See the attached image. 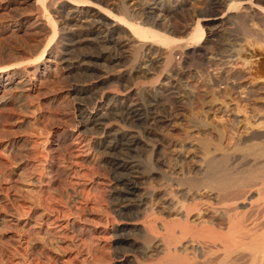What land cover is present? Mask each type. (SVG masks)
<instances>
[{
  "label": "rangeland",
  "instance_id": "rangeland-1",
  "mask_svg": "<svg viewBox=\"0 0 264 264\" xmlns=\"http://www.w3.org/2000/svg\"><path fill=\"white\" fill-rule=\"evenodd\" d=\"M212 2L0 0V68L12 67L10 71L21 81L31 83L30 87L17 86L4 93V102L0 103V264H122L123 255L125 264H217L218 259L221 264L228 259L232 261L229 264H264V247L244 245L251 241L240 233L238 237L233 235L235 240L243 237L248 242H241V238L236 248H221L217 255L204 257L206 253L195 251L193 234L182 235L183 222L176 218V243L182 242L177 243L180 248L175 260L169 261L156 250V234L149 228L151 222L157 223L163 205L178 196L176 184L183 176L184 182L196 175L205 140L212 143L210 147L218 145L227 151L239 138L264 132V0ZM155 3L159 4L163 23H154L152 16L147 18L145 12ZM75 11L84 23L68 21ZM216 13L223 19L201 23L204 40H189L198 19ZM104 14L115 19H107ZM120 18L166 33L176 42L160 45L151 39L145 41ZM87 20L101 22L113 31V40L106 47L113 54L122 52L125 59L120 65L106 67L101 60H89L101 50L94 41L81 40L76 48L68 46V38L89 32ZM49 42L46 70L37 74L40 52ZM75 58H85L87 64L95 62V72L70 74L67 65ZM147 59L160 63L150 72L152 75H137ZM99 77L110 80L94 92L79 93ZM123 77L147 114L139 132V136H146L147 147L131 156L141 167L138 199L144 206L139 215L127 217L116 211L108 156L97 146L95 133L82 124L83 115L93 107L102 110L108 106L106 101H96L98 95L121 97ZM155 97L160 106H152ZM113 120L106 125L108 129L122 133L137 129L131 121ZM208 190L205 188L192 202H200L197 205L202 209L200 215L195 211L192 217L191 225L198 230L213 219L211 214L221 202ZM261 196L252 199L257 202L256 208L264 205ZM244 205L245 209L239 210H246V220L256 209ZM263 224L264 219L260 226ZM259 234L264 236L262 230ZM122 237L131 243L130 248L120 245ZM200 240L208 242L206 238Z\"/></svg>",
  "mask_w": 264,
  "mask_h": 264
},
{
  "label": "bare ground",
  "instance_id": "bare-ground-1",
  "mask_svg": "<svg viewBox=\"0 0 264 264\" xmlns=\"http://www.w3.org/2000/svg\"><path fill=\"white\" fill-rule=\"evenodd\" d=\"M223 2H224V0H213L212 3L214 5L215 4L218 5V4L223 3ZM92 6H94V5H92ZM160 11L161 10L159 9V4L155 3L153 5L151 4V6L148 7L147 12H145V13L148 16L147 18H151L150 16H152V20L154 21V23H163V19H162L163 17H161ZM75 12L70 15V18H68L69 22H81L82 21L81 19L83 17H81V15H78L79 12H76V13ZM104 16H106V18L110 19V20L115 19V17L113 19V18H111L105 14H104ZM116 18H118V17H116ZM221 19H223V16H219V15H217V13H216V15H207V16L205 15L203 18L198 19L195 27L193 28L192 32L190 33L189 40H192L194 42H202L204 40V37H205V32H204V28L202 27L201 23L202 22H204V23H215V22L220 21ZM120 20L123 21V23L125 22L126 24H128L131 28V31L134 32L135 35H137L138 37H140L141 39H143L145 41H146V39H151V40H149L150 42L155 43V44H160V45H171L172 43L176 42V39H174L170 35H167L166 33L154 31V30L147 29L144 27L135 26L134 24L128 23L127 21H125L124 18H120ZM87 21H85V22H87ZM88 25L90 26L89 32L84 34V35H77V36H74V37L72 36V37L68 38V46H70L71 48H76L77 44L81 40L88 41V42L94 41V43H96L95 45L98 47V49H101V50L95 56L89 55V56H91L89 58V60H95V61L101 60L106 65V67L110 66V65L111 66L112 65H114V66L120 65V63L123 61V59H125V57H123V55L120 54L121 51H119V54H117V53L113 54V52H111L112 50L110 48L108 49L106 47L113 40L112 39L113 31L107 25H102L101 22L97 23L95 21H92V22H89ZM97 29H99V30H97ZM137 36H135V37H137ZM50 43L51 42H49L44 47V49L40 52L39 58H41V61H40V64L36 65V73L37 74H39L42 69H43L42 72H44L46 70V66H45L46 57L45 56H47V52L50 48ZM176 44L177 43H175L174 45H176ZM116 46H118V45H116ZM122 47H124V46H122ZM114 48L115 47H113V49ZM173 49H171V51ZM116 51H117V49H116ZM84 60H85V58H81V59L79 58V60H77L75 58L70 63L68 62L67 69L70 72V74L73 72H77L79 74L82 71H84L85 73H90V75H91V73H94L97 64L95 62H94L95 65L91 64L92 62L87 64V62L85 63ZM158 63H160V62L158 60L155 61L154 59L153 60H150V59L145 60L141 69L139 68V70L136 72L137 75H140V74L141 75H147V74L152 75L153 73H150V72L153 70V68ZM9 68H7V67L0 68V103L4 102V96H3V95H5L4 93L15 89L17 86L30 87V85H31V83L30 84L25 83L24 79H23L24 81H21L22 79L20 80L19 76L16 73L11 72L12 67L10 69ZM133 72H135V71H133ZM128 73H130V72H128ZM130 76H131V74H130ZM99 78L100 79L93 84L88 83L89 84L88 88L82 89L81 91L79 90V93H84L88 90H90V92L91 91L94 92L95 89L98 87V85H105L110 80L108 77H102V78L99 77ZM122 84L124 86V89H123L124 91H123V94H121V97L119 96L118 99L113 98L114 96L111 97V96L105 95V94L98 95V97H96V101H100V102L106 101L108 103V106L102 110L98 109V107H93L92 111L87 110L89 113H85L83 115L82 124L84 125V127L90 128L88 130H91L95 133L94 135L97 138V141H96L97 146L100 149H102L104 151V153L107 154V156H108L109 168L114 175V186L115 187L113 189H114L115 201L117 202V207H118L116 211H118L119 214L122 215L123 217H127V216L139 215V211H140L139 209H142V207L144 206V201L142 199H138L139 198V188L141 185V182H140V180H141L140 175L142 174V172L140 171L141 167H140V164L136 160L132 159L131 156L135 152H137L138 150L145 148V146L147 147V143L144 140L146 136H139L142 134L139 132H140V129L146 123L147 114L141 109L140 104L133 97L136 95V93H133V91L129 90L128 85L126 84V78L125 77L122 78ZM90 97H92V96H90ZM114 101L116 102L115 104H114ZM151 102H152V106H155V105H157L158 100L155 97L151 100ZM158 105H159V103H158ZM262 112H264V111H262ZM154 113H152V114H154ZM150 114H151V112H150ZM162 118H164V117H162ZM259 118H261V116ZM113 119H117V121L119 119H120V121L121 120L127 121V122L131 121V122H133V124H135L134 126L138 130L134 129L131 132H123L122 133V132H119V130L108 129L107 128L108 123L109 122L111 123V121ZM165 120L166 119H164L162 122L165 123L166 122ZM113 121H116V120H113ZM157 121H155V122H157ZM157 125L158 124H156L155 126H157ZM260 125L261 124H259V123L257 124V126H260ZM257 126L256 127L254 126V127L257 128ZM147 127H145V128H147ZM254 127H253V129H255ZM109 128H110V126H109ZM261 129H260V131H262V130L264 131V129H262V130ZM255 133H254V135L252 134L253 136L251 135V136L241 137V138H239V140H237L238 138L235 137L237 142L234 141L236 143L233 146V148L231 145V148H230L231 150L228 149L229 151L228 150L223 151L220 149V147L217 148L218 145L216 148L215 147L213 148L212 146H211L212 147L211 148L210 144H212V143H208L209 141L205 140L206 142L204 143L205 144V147L203 148L204 150L201 152V155L199 153V156H200L199 157V163L196 164L197 166L195 169L196 170V175L194 176L195 178L193 177V179H191V180L189 178L188 181L185 180L183 182V178L185 177V176H183V178L181 179L182 181H180L178 184H176L178 187V188L176 187L178 189V191L176 190L178 192V196L176 195L177 197L174 198L171 202H169L167 206L162 204L163 205L162 212L159 213L158 216H156L157 217V223L153 224L151 222L149 224L150 225L149 228H150L151 232L156 234L155 235L156 236L155 243L157 246L156 247L154 246V247L156 248V250L159 249L160 252L163 253L167 259H169V261L175 260V257H176L175 253L177 251V248H180V247H178L177 243L182 242V241L181 242L178 241L176 243V241H177L176 236H175L176 232H174V228H175L176 224L178 223L177 221H175L176 219L183 222L182 227H181L182 230L180 229L182 235L193 234V236L192 235L191 236L194 237V239H192L191 237H190V239H192L191 241L194 243L193 244L194 247H196L195 251H197V249L200 250L202 252V255H203V253L204 254L206 253L205 255H203L204 257L207 255H210L209 253H211V255H215V254L217 255L220 251H222V250H220L221 248H229V247L231 248V246H234V248H236L235 245L237 246V243L240 241L241 238H242L241 240H243L241 242H244L246 240V239L244 240V238L241 237L240 239L237 238V239H239V241L237 242L235 240V238L233 237V235L237 234V233H240V235L244 234V236L248 239V241H251V242H248L246 240L248 242V244H246L244 242V245H251L252 246V247L250 246L251 249L255 248V247H258V248L264 247V236H261V234H259V231H261V230H262V233L264 234V226H263L264 224L262 225L263 228L260 226V221L264 219V215H261L263 217V219H261L262 217L261 218L259 217L260 214L264 211V205H263V203H261L262 205H260L256 208L254 206V205H256V204H254L256 202V200L255 201L252 200V199H254L255 196H257L259 198V196H261L263 191H264V132L262 134L260 133L259 135H255ZM148 134H149V132H148ZM256 134H258V133H256ZM202 147H201V149H202ZM199 151H201V150H199ZM159 170H160V168H159ZM181 172H183V171H181ZM160 176L165 177L162 174ZM189 176H191V175H189ZM173 180H171V181H173ZM171 181H170L171 185L174 184ZM174 182H176V181H174ZM209 184L211 185V187H209L210 186ZM205 188L206 189L208 188L209 190L213 191L214 192L213 196H215L218 199H221L220 200L221 202H219V205H218V203H217L218 199H216L217 201L215 200L216 201L215 204L217 203L218 207L215 208L214 211L212 208L210 209L214 212L211 214V216L214 214V216H212L213 219L211 221H208V222L206 221L205 225L202 222V224L204 226L203 227L200 226L201 228H199V230H198V229H195V227H193L191 225V224H193L192 223V217H194L193 213L195 211L196 212L198 211L199 215H200L201 214L200 212H202L201 211L202 209L200 210L199 206L197 205L198 202L195 204H193L192 202H194L195 200H197L199 198V195L201 194L200 192L203 191ZM263 195H264V193H263ZM258 198H255V199H257V201H259ZM261 199H264V198H262V196H261ZM188 201H191V204L187 203ZM262 201L264 202V200H262ZM262 201L260 200V202H262ZM260 202H258V203L260 204ZM244 204H248L249 208L254 206L256 209V210H254L255 214L252 213L253 215L251 214V216H249V217L247 216L248 218L247 219L245 218L246 220H244V217H246L245 216L246 210L244 211V213H241V211L239 210V209H242V208L247 206V205L245 206ZM201 205L202 204H200V206ZM207 210H209V209H207ZM252 210H250V211H252ZM242 211H243V209H242ZM165 214H166L165 217L169 216L168 220L170 218H172V220H170V222L166 221L167 218L164 217ZM247 214H248V212H247ZM262 214H264V213H262ZM173 219H175V220H173ZM127 220H131V219L128 218ZM193 222H195V221H193ZM261 223H263V222H261ZM177 225H179V224H177ZM177 228H178V226H177ZM147 231H149V230H147ZM151 232H149V234ZM187 235H185V237ZM236 236L238 237L239 235L237 234ZM201 238L202 239L206 238V240H208V242L201 241L200 240ZM207 238H209V239H207ZM184 240H186V238ZM187 242H189V241H187ZM119 243H120V245H128V247L131 245V243L127 240L126 237H122L120 239ZM261 246H263V247H261ZM185 247H187V246H184V248ZM191 247L193 248V246H191ZM153 250L151 249V251H153ZM253 250H255V249H253ZM253 250H251V251H253ZM255 251H253V252L255 253ZM224 252H226V250ZM195 254H197V253H195ZM218 256H220V255H218ZM227 256H230V255H227ZM120 257L122 258L121 263L125 264L127 262V259L124 258L125 256L123 255ZM239 257H241V256H239ZM239 257H237L238 258L237 261H239ZM206 258H209V257H206ZM206 258H202V259H206ZM229 258H231V256ZM234 259L236 262V258H234ZM245 259H247V256ZM218 260L217 261L221 264L220 259H218ZM228 260H230V259H228ZM228 260H226L227 263L229 262ZM169 261L167 260V262H169ZM224 261H225V259H223L222 262H224ZM246 261H248V259ZM178 262H179V260H178ZM218 262H217V264H218ZM230 262H232V261H230ZM253 262H255V260ZM184 263H182V264H184Z\"/></svg>",
  "mask_w": 264,
  "mask_h": 264
}]
</instances>
